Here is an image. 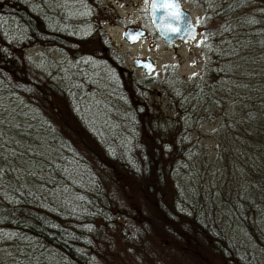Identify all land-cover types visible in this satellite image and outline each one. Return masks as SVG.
<instances>
[{
	"label": "trees",
	"instance_id": "trees-1",
	"mask_svg": "<svg viewBox=\"0 0 264 264\" xmlns=\"http://www.w3.org/2000/svg\"><path fill=\"white\" fill-rule=\"evenodd\" d=\"M202 4L162 104L102 0H0V264H264V0Z\"/></svg>",
	"mask_w": 264,
	"mask_h": 264
},
{
	"label": "rangeland",
	"instance_id": "rangeland-1",
	"mask_svg": "<svg viewBox=\"0 0 264 264\" xmlns=\"http://www.w3.org/2000/svg\"><path fill=\"white\" fill-rule=\"evenodd\" d=\"M180 1L190 11L193 21L198 26V32L192 40L166 43L157 35L150 23L147 13L149 0H102L108 17L102 21V26L120 56L123 66L137 78L150 75L153 85L156 86L154 98L160 99L162 104L165 103V97L160 93L161 81L173 82V78H170L173 75L189 78L199 74L205 60L207 37L201 31L206 13L202 4L203 0H199L201 3L196 0ZM126 26L141 27L144 29V35L129 42L122 35ZM26 50L33 56H37L40 51L49 52L53 57L56 56L54 51L41 45L32 46ZM146 56L154 63V68L149 74H145L143 68L132 64L134 57ZM166 112L170 113L171 109L167 107ZM213 126L214 122H206L201 127L207 131ZM200 140L205 141V144L210 147L214 144V141L207 136Z\"/></svg>",
	"mask_w": 264,
	"mask_h": 264
},
{
	"label": "water",
	"instance_id": "water-1",
	"mask_svg": "<svg viewBox=\"0 0 264 264\" xmlns=\"http://www.w3.org/2000/svg\"><path fill=\"white\" fill-rule=\"evenodd\" d=\"M164 4H172L174 7L165 8L163 7ZM173 12L179 13V19L171 15ZM147 13L154 31L166 43L176 39L186 42L192 40L197 34L191 13L182 6L180 0H149ZM167 25H171L172 28H176L178 31H171ZM122 35L127 41L132 42L144 35V29L138 26H126L122 31ZM134 37L135 39H133ZM132 64L143 68L145 74H149L154 68V63L147 56L134 57Z\"/></svg>",
	"mask_w": 264,
	"mask_h": 264
},
{
	"label": "snow or ice",
	"instance_id": "snow-or-ice-1",
	"mask_svg": "<svg viewBox=\"0 0 264 264\" xmlns=\"http://www.w3.org/2000/svg\"><path fill=\"white\" fill-rule=\"evenodd\" d=\"M163 7H165V8H172V7H174L172 4H164L163 5ZM171 15H173L176 19H179V13L178 12H173V13H171ZM167 27L171 30V31H178V29H176V28H172L171 27V25H167ZM133 39H135V37L133 38Z\"/></svg>",
	"mask_w": 264,
	"mask_h": 264
},
{
	"label": "flooded vegetation",
	"instance_id": "flooded-vegetation-1",
	"mask_svg": "<svg viewBox=\"0 0 264 264\" xmlns=\"http://www.w3.org/2000/svg\"><path fill=\"white\" fill-rule=\"evenodd\" d=\"M181 2V1H180ZM181 4H182V2H181ZM182 6H183V4H182ZM184 7V6H183ZM184 8H186V7H184ZM191 17H192V15H191ZM192 21H193V19H192ZM193 23L195 24V26H196V31L198 32V26H197V24L193 21ZM175 41H180V40H178V39H176V40H174V41H172V43L173 42H175ZM188 41V40H187ZM183 42V41H182ZM171 43V42H170Z\"/></svg>",
	"mask_w": 264,
	"mask_h": 264
}]
</instances>
